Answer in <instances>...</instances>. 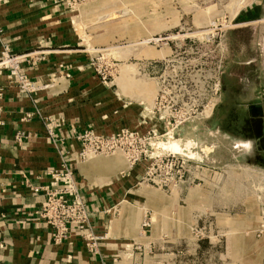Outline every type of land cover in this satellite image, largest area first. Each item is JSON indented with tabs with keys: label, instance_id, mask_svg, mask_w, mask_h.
<instances>
[{
	"label": "crops",
	"instance_id": "crops-1",
	"mask_svg": "<svg viewBox=\"0 0 264 264\" xmlns=\"http://www.w3.org/2000/svg\"><path fill=\"white\" fill-rule=\"evenodd\" d=\"M65 11L49 0H0V264H165L171 256L152 253L166 245L165 240L152 237L153 216L157 220L170 212H182L177 207L170 211L166 205L170 198L179 203L181 198L190 200L187 215L194 237L190 234L185 246L196 251L225 249L227 255L233 249L236 257L242 254L240 248L258 246L254 238L244 239L241 224L245 218L259 217L256 204L246 206L248 196L240 184L244 183L243 166L231 167L232 173L227 174L231 180L220 194H214L209 180L196 186L205 201L202 210L198 197L188 191L191 188L181 185L176 192H165L144 182V161L123 172V163L115 160L84 163L79 158L77 135L86 129L97 135L120 130L144 134L160 125L148 116L144 99L120 97L115 85L94 75ZM239 22L264 27V0H252L245 6ZM4 46L13 55L32 57L21 68L36 83V92L21 93L16 80L8 77L1 65ZM261 72L256 104L262 118H255L259 126L255 139L264 137V64ZM226 78L222 79L223 99L228 92ZM210 168L206 164L204 171ZM65 169L81 183L88 223L82 231L72 228L69 238L56 244L52 227L39 213L45 191L55 186L50 173ZM201 216L206 228L211 221L209 231L217 219L222 232L219 238L197 239ZM144 219L150 221L149 230L142 227ZM180 241L174 236L171 244L180 245ZM257 248L260 254L262 249ZM201 253L195 252L190 261L197 263Z\"/></svg>",
	"mask_w": 264,
	"mask_h": 264
},
{
	"label": "rangeland",
	"instance_id": "rangeland-1",
	"mask_svg": "<svg viewBox=\"0 0 264 264\" xmlns=\"http://www.w3.org/2000/svg\"><path fill=\"white\" fill-rule=\"evenodd\" d=\"M251 2L75 0L73 5L63 6L79 50L88 57L89 67L101 82L115 85L113 89L120 97L144 99L148 107L154 104L160 107V111L173 113L180 122L188 112L196 116L189 125L183 128L182 124L179 125L183 129L182 136L169 134L154 141L152 153L175 155L190 164L210 165L215 173L214 194H220L224 185L230 182L231 175L227 174L232 173L233 165L243 166L244 183L240 184L248 196L246 206L256 204L259 217L245 218L241 224L245 228L244 239L254 238L262 249L260 254L256 252L258 246L240 248L242 254L239 257L235 256L233 249L227 255L225 249L196 251L185 246L184 241H188L191 234L187 215L190 200L181 198L179 203L178 199L170 198L165 201L170 211L177 207L182 212H170L157 220L153 216L156 226H153L152 237L165 240L166 245L152 249V253L171 256L165 259V264H264V234L259 233L264 223L260 216L264 210V170L246 165L247 161H254L250 147L259 130L255 119L258 109L254 106L257 105L256 89L262 83L264 64V27L239 22L242 9ZM208 38L211 42L205 44ZM218 71L223 72V77L227 75L225 85L228 92L225 99L222 98L221 109L218 113L215 109L209 118L199 116L207 94L204 77ZM162 81L168 96L164 103L158 105L155 98ZM92 160L123 163V172L129 168L121 152L110 156H89L84 163ZM220 172L226 174L222 179ZM177 190L159 188L165 192ZM150 191L157 193L155 189ZM188 191L198 197L197 206L203 210L205 201L201 188L194 187ZM204 219V216L200 217L202 223L197 228V239L219 238L222 232L219 231V222L216 224L217 219L213 220L212 231L208 229L211 221L208 220L206 228ZM174 227L176 231H173ZM162 229L166 230L165 233ZM174 236L181 239L180 245L172 246ZM199 251L202 253L197 254V263L190 261Z\"/></svg>",
	"mask_w": 264,
	"mask_h": 264
},
{
	"label": "built area",
	"instance_id": "built-area-1",
	"mask_svg": "<svg viewBox=\"0 0 264 264\" xmlns=\"http://www.w3.org/2000/svg\"><path fill=\"white\" fill-rule=\"evenodd\" d=\"M54 5L68 7L75 3V0H49ZM209 44L211 39L204 41ZM1 65L8 72L9 78H14L18 90L21 93H34L38 89L36 83L28 78L21 68V65L27 60H33L29 55H13L8 47L4 46L1 54ZM206 61V59H205ZM206 66V64H205ZM222 79L223 72L218 71L215 74L208 73L204 77V87L206 91L205 106L201 109L199 116L211 117L215 109L219 107L222 101ZM168 93L165 92L164 81L158 87L155 101L164 103ZM1 99V92H0ZM165 108V106H163ZM147 114L157 120L160 128H148L144 134L136 131L121 130L111 135H97L91 129H86L77 135L80 143L79 158L82 161L89 159V156H110L117 152L123 153L129 166L144 161L146 166L144 173V182L154 187L163 189H176L183 185L186 188H194L204 179L213 184L215 173L205 172V165L197 163H188L187 161L171 154L152 153L155 142L164 139L169 134L182 136L183 127L195 119L192 114L187 113L186 117L180 122L173 113L166 110L160 111V107L146 108ZM169 111V110H168ZM208 111V114H207ZM1 115V109H0ZM194 118V119H193ZM155 141V142H154ZM157 144V143H156ZM157 149V148H156ZM54 187L45 191V202L39 213V217L53 230V241L60 244L69 238L72 228L82 231L88 223L87 207L81 195V183H78L73 173L67 169L60 172L50 173ZM220 172L222 179L226 176ZM261 212V211H260ZM261 221H264V210L260 213ZM142 227L145 230L150 229L149 219H144ZM259 233L264 234V223L260 226ZM95 247L93 243L90 244Z\"/></svg>",
	"mask_w": 264,
	"mask_h": 264
},
{
	"label": "water",
	"instance_id": "water-1",
	"mask_svg": "<svg viewBox=\"0 0 264 264\" xmlns=\"http://www.w3.org/2000/svg\"><path fill=\"white\" fill-rule=\"evenodd\" d=\"M222 105H219V107L216 109L217 113L221 109ZM256 109H258L256 118H262V112L260 105L254 106ZM250 113V112H249ZM253 147L251 146L250 149L253 151L254 154V161L250 162L247 161L246 163L252 166H258L261 169H264V137H258L257 139H252Z\"/></svg>",
	"mask_w": 264,
	"mask_h": 264
},
{
	"label": "flooded vegetation",
	"instance_id": "flooded-vegetation-1",
	"mask_svg": "<svg viewBox=\"0 0 264 264\" xmlns=\"http://www.w3.org/2000/svg\"><path fill=\"white\" fill-rule=\"evenodd\" d=\"M259 131V130H258Z\"/></svg>",
	"mask_w": 264,
	"mask_h": 264
}]
</instances>
